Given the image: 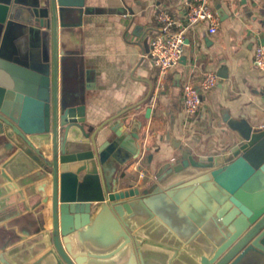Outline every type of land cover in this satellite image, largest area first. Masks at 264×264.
<instances>
[{
	"label": "water",
	"instance_id": "1",
	"mask_svg": "<svg viewBox=\"0 0 264 264\" xmlns=\"http://www.w3.org/2000/svg\"><path fill=\"white\" fill-rule=\"evenodd\" d=\"M82 5L0 0V137L51 182L53 250L38 264H149L147 245L182 255L185 233L194 229L203 243L174 264H264V125L225 114L227 154L198 156L178 145L177 156L162 161L145 187L119 188L125 167L146 151L143 123L126 112L98 127L87 123L82 50L67 39L79 36ZM215 11L226 19L220 6ZM151 115L149 107L144 118ZM172 208L190 217L174 222L176 243L140 236L150 219Z\"/></svg>",
	"mask_w": 264,
	"mask_h": 264
},
{
	"label": "crops",
	"instance_id": "2",
	"mask_svg": "<svg viewBox=\"0 0 264 264\" xmlns=\"http://www.w3.org/2000/svg\"><path fill=\"white\" fill-rule=\"evenodd\" d=\"M190 1L83 0L85 16L79 36L76 31L68 35L69 44L82 50L89 85L84 99L87 123L98 127L121 112L143 123L140 136L146 151L141 160L125 167L119 188L131 184L140 165L145 177L137 187H145L162 161L177 156L178 145L198 156L227 154L231 134L222 120L225 114L244 118L255 128L264 125L260 94L264 73L252 64L254 48L264 46V0H210L214 11L220 6L227 16L223 21L219 18L216 34L210 35L206 25L188 28L180 63L165 78L158 76L148 57L160 28L156 14L164 10L174 18L171 30L185 28ZM206 72L219 74L222 81L202 95L198 113L188 118L183 112L182 86L189 82L198 87ZM153 94L156 98L151 106L148 102ZM149 107L152 115L146 120ZM109 126L103 131L108 132ZM6 142L0 137V256L4 260L0 264H38L53 250L51 201L46 200L51 195L50 178L26 152L7 149ZM138 219L141 223L143 217ZM179 220L189 222V214L178 215L172 208L169 214L150 219V228L141 226L139 234L176 243L173 228ZM195 230L185 233L188 239L183 242L182 255L173 253V247L162 249V244L144 246L149 264H174L190 257L203 243V233L199 230L198 235ZM42 264L54 262L50 259Z\"/></svg>",
	"mask_w": 264,
	"mask_h": 264
},
{
	"label": "built area",
	"instance_id": "3",
	"mask_svg": "<svg viewBox=\"0 0 264 264\" xmlns=\"http://www.w3.org/2000/svg\"><path fill=\"white\" fill-rule=\"evenodd\" d=\"M156 21L160 28L151 41L148 57L157 69L160 78H165L170 70L180 63L188 28L206 25L208 33L215 35L220 23L210 0H191L188 3L185 28L171 30V27L176 24L175 20L164 10L157 12ZM252 64L259 72L264 73V46L257 45L254 48ZM218 79L215 72H206L202 75L198 87L189 82L182 86V105L186 117L191 118L198 113L202 103V95L214 89ZM155 98L153 94L149 99V105H154ZM144 177L142 170L138 171L137 176L131 181L132 187L136 188Z\"/></svg>",
	"mask_w": 264,
	"mask_h": 264
}]
</instances>
